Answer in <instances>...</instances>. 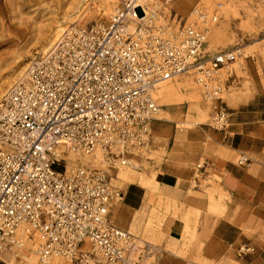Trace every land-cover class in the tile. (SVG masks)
<instances>
[{
  "label": "built area",
  "instance_id": "obj_1",
  "mask_svg": "<svg viewBox=\"0 0 264 264\" xmlns=\"http://www.w3.org/2000/svg\"><path fill=\"white\" fill-rule=\"evenodd\" d=\"M170 2L116 0L107 21L66 29L31 61L26 81L0 98V261L20 258L38 234V264L52 255L72 264H132L133 235L110 217L122 194L112 171L129 164L130 147L148 145L158 81L194 69L213 127L227 126L219 77L235 55L203 53L205 23L215 13L208 18L194 5L196 20L188 22ZM98 149L103 166L66 172L65 154Z\"/></svg>",
  "mask_w": 264,
  "mask_h": 264
},
{
  "label": "rangeland",
  "instance_id": "obj_2",
  "mask_svg": "<svg viewBox=\"0 0 264 264\" xmlns=\"http://www.w3.org/2000/svg\"><path fill=\"white\" fill-rule=\"evenodd\" d=\"M113 1L0 0V98L11 84L20 79L24 65L42 54V48L50 44L59 26L64 31L72 26L105 22ZM194 5L204 7L209 18L215 13V20L208 23L210 36L207 33L205 35L208 48L203 49V53L231 50L235 55V62L227 68H221L219 77L223 99L226 107H229L240 100L241 95H250L254 89V80H260L264 86V0H171L169 3L171 11L182 19L187 18L188 22L195 19L190 13ZM169 7L163 9L166 16L169 15ZM177 77L181 75H176L171 81L177 88L175 93L165 97L157 94V98L154 97L159 111L154 114L156 119L151 120L148 145L141 147L143 151L139 153H134L135 147L129 148L132 153L129 154L130 163L136 167L112 171L111 181L120 190L124 191L131 186L143 189L142 206L135 210L132 219L116 213L119 201L110 211L113 222L117 224L116 218L120 217L127 222L123 228L133 235L136 249L129 255L132 264H155L157 256L153 249L144 250L145 241L154 248H168L175 254L185 255L180 248L162 246L167 222L180 213L183 204L174 192L160 185L157 172L169 157L168 148L181 146L188 131L199 127L216 129L210 119V104L204 100L202 89L197 88L189 78ZM65 157L73 159L71 153ZM238 159L237 155L235 161ZM195 167L196 163H193L192 169ZM121 173L125 178L120 177ZM199 182L202 186L206 182L213 183L210 180ZM194 184L192 179L191 185ZM184 222L181 239H174L176 242L182 241L183 245L193 236L186 218ZM9 256L4 255L5 259L0 264L25 263L19 262L20 258ZM56 261L58 264H71L64 259V262L60 259ZM49 264H53V260Z\"/></svg>",
  "mask_w": 264,
  "mask_h": 264
},
{
  "label": "crops",
  "instance_id": "obj_3",
  "mask_svg": "<svg viewBox=\"0 0 264 264\" xmlns=\"http://www.w3.org/2000/svg\"><path fill=\"white\" fill-rule=\"evenodd\" d=\"M253 85L250 95L227 107L224 129L190 130L181 146L168 148L157 179L179 197L183 209L167 222L162 246L185 255L145 241L144 250L157 256L155 264H264V86L260 80ZM237 155L246 160L235 161ZM201 159L203 168L194 179L192 164ZM199 180L213 183L202 186ZM121 193L116 213L129 219L142 206L143 189L131 186ZM184 218L193 236L183 245L174 239H181ZM116 222L127 226L120 217Z\"/></svg>",
  "mask_w": 264,
  "mask_h": 264
},
{
  "label": "bare ground",
  "instance_id": "obj_4",
  "mask_svg": "<svg viewBox=\"0 0 264 264\" xmlns=\"http://www.w3.org/2000/svg\"><path fill=\"white\" fill-rule=\"evenodd\" d=\"M111 1V0H110ZM140 1V3H142V4H146L148 7H149V3L151 2V0H139ZM115 0L113 1V5L115 4ZM113 5H112V7H113ZM112 7H111V10H110V13H109V15L111 14V11H112ZM168 6H165V7H163V9L164 8H167ZM105 13H106V11H105ZM190 13L192 14V16H194V20H196V17H195V14H193V12L192 11H190ZM109 15H108V17H109ZM209 18V17H208ZM137 20H140V18L138 17V19ZM210 22V20L208 19L207 21H206V23H205V27H206V33H207V35L209 34V36H210V31H208V23ZM97 24H101V22H96ZM130 28H133V24L132 23H130ZM70 27H68V28H66V29H69ZM63 27L62 26H59L58 27V29L57 30H55V34H54V38L49 42L50 44L48 45V46H46V47H44V48H42V51H41V53L42 54H45L51 47H52V45L60 38V36L63 34V32L66 30H64L63 31ZM206 33H205V35H206ZM205 46L203 45V49H205V48H208L207 47V44H206V40H205ZM237 50V49H236ZM219 51H226V50H219ZM237 51H239V50H237ZM34 59H36V57H34ZM33 59V60H34ZM32 61V60H31ZM235 61H233L232 63H234ZM31 64V62L30 63H28V64H26V65H24V69H23V73H22V75L21 76H19L20 77V79L18 80V81H15L14 83H17V82H24V81H26V78H27V69H28V67H29V65ZM179 75H181V77H177V78H189L194 84H195V86L198 88H200L201 89V87L199 86V84L196 82V79H195V73H194V69H188L186 72H184V73H181V74H179ZM176 76H173V77H170V78H167V79H164V80H161V81H158L157 83H155L154 84V86L151 88V95H152V97H153V99H154V97H156L157 98V94H159V95H161V97H165V96H168V95H170V94H173V93H175L177 90V88L175 87V85L173 84V83H171V81H172V79L173 78H175ZM13 83V84H14ZM13 84H11L10 85V87L13 85ZM195 86H194V88H195ZM9 87V88H10ZM8 88V89H9ZM7 89V90H8ZM7 90H6V92H7ZM5 92V93H6ZM4 93V94H5ZM155 100V99H154ZM205 100V99H204ZM156 101V100H155ZM205 101H207V100H205ZM157 105V104H156ZM157 111H159V108H158V105H157V110H156V112ZM155 112V113H156ZM154 113V114H155ZM154 114H153V117L156 119V117L154 116ZM142 152L143 151V149H141V147H135V150H134V153L135 152ZM69 153H71V155L73 156V159H67V164H66V172L67 173H69L70 171H72L74 168H76V167H78V166H80V165H85V166H88V167H92V168H94V167H97L96 165L97 164H101L102 166H103V154H102V152L98 149V150H96L94 153H92V154H78V155H75L74 153H72V152H68L67 154H69ZM66 155V154H65ZM90 161H92L91 163H89ZM69 162H72L71 164H69ZM129 166H123V165H120V166H118L117 167V169H122L123 171H125V167L126 168H133V167H136V165L135 164H131L130 163V159H129ZM122 174V176H120L121 178H125V175L123 174V173H121ZM128 231V230H127ZM128 233H130V234H132L130 231H128ZM39 235L38 234H35L34 235V239L33 240H28L27 241V244H26V249L25 250H21V251H19L18 252V256L20 257V260H18L19 262H25V263H22V264H31V263H33V264H35V259H36V264H38V261H37V253H36V250H35V243H36V241H38L39 240ZM136 249V246H134L131 250H130V252H129V255H131V253L134 251ZM10 256H14V255H12V254H10ZM9 256V257H10ZM14 257H16V256H14ZM1 258H3V259H5V257H4V255L3 256H1ZM17 258V257H16ZM57 259H60V260H62L63 261V259H62V257L61 256H59V255H52L50 258H49V260H48V264L53 260V264H58L57 263ZM65 260V259H64ZM67 261V260H66ZM64 262V261H63ZM67 262H69V261H67ZM70 263V262H69ZM11 264H16V263H11ZM72 264V263H71Z\"/></svg>",
  "mask_w": 264,
  "mask_h": 264
}]
</instances>
